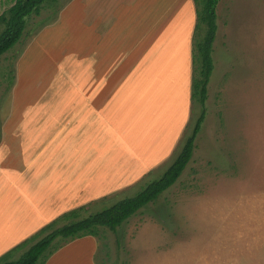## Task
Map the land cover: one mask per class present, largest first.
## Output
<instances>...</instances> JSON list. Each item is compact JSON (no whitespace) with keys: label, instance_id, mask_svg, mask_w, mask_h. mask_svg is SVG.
I'll return each mask as SVG.
<instances>
[{"label":"rangeland","instance_id":"rangeland-1","mask_svg":"<svg viewBox=\"0 0 264 264\" xmlns=\"http://www.w3.org/2000/svg\"><path fill=\"white\" fill-rule=\"evenodd\" d=\"M217 14L206 117L183 174L117 233L101 227V234L88 236L96 244L91 261L88 247L78 255L69 248L61 252L68 242L45 264L52 258V264H125L133 246L159 255L151 242L143 244L151 237L141 232L143 225L153 226L149 216L159 221L166 238L157 240L160 250L194 248L211 223L196 217L198 225L189 221L182 228L180 201L226 194L227 177L236 187L264 189V0H221ZM27 22L21 39L0 59V186L13 184L15 194H32L26 211V201H11L13 214L30 223L20 226L26 234L48 224L40 223L46 215L79 210L87 216L161 177L202 110L193 97L195 0H46ZM98 31L103 43L96 46L92 39ZM122 58L143 66L144 75L151 59L156 67L154 77L132 88L115 69L121 79L113 101L122 125L109 111L106 123L72 122L74 111L73 119L83 120L91 105L101 116L102 106L89 97L94 82L88 78L99 76L103 60ZM119 173L133 180L123 186ZM210 184L219 188L211 191ZM38 208L44 213H36ZM118 240L120 251L114 249Z\"/></svg>","mask_w":264,"mask_h":264},{"label":"crops","instance_id":"crops-1","mask_svg":"<svg viewBox=\"0 0 264 264\" xmlns=\"http://www.w3.org/2000/svg\"><path fill=\"white\" fill-rule=\"evenodd\" d=\"M13 3L14 0H0V15L3 14ZM102 35V31H98V35L94 34L92 44L96 46L102 44ZM102 46L103 45L99 48L101 49ZM103 59L109 60L106 53L103 54ZM114 59L116 60V58ZM107 60H103V70L100 71L99 76L96 73L88 78H93L94 82L89 89V97L93 98L92 102L99 103L102 106V108H100V112L103 109L101 116L99 117L97 108L91 105L89 110L84 113L83 120L73 119V116L76 113V111H74L73 116L71 117L72 122L74 121L78 123V121H82L81 123H106L104 118L106 114L104 115V113L109 111L111 113L112 121L120 123V120L116 115L119 109L113 101V95L118 90V77L121 79V76L115 75V69L116 71H121L122 75H125L127 78L122 77L123 79H126L127 88L134 87L138 82H146L148 75L152 78L156 73V67H153L154 65L152 66V59L146 64L148 67L146 75L140 73V70L144 68L143 66L141 67L134 63L132 65H127L128 61H126L125 58L120 59V62L118 60L116 62L113 60L109 62ZM100 63H102V61ZM95 65L96 64H93L92 69L95 68ZM98 78L100 80L99 85L97 83ZM120 90H122L121 87ZM113 122L109 121L108 123ZM120 124L122 125V123ZM121 167L126 171L124 165H121ZM129 169H132V163L129 166ZM126 175L127 174L119 173L123 186L128 185L133 180L132 177L126 178ZM225 180L229 183L226 194H205L179 202L180 224L182 228H184V225L187 227L191 222H195L196 217H199L200 219L202 217H208V220H210L212 229L209 231L208 235L203 238V242H200L198 245V240H196L194 248H191L188 244L182 246L180 249L172 251L171 248L160 250L158 244L161 241L157 240L166 238L161 233L162 228L157 227L160 226L159 221H154V217L149 216L147 219L150 220L149 223L153 226L145 224L141 227V232L143 234H148L151 237H149L148 241L143 240V244L151 242L150 245H154L155 247L153 249H159L157 253L161 252V254L154 255L156 253L152 252L143 254L140 251V246H133L127 252V260L125 264H264V189H243L241 187H236L231 177H227ZM209 188L212 191V189H217L219 186L214 184ZM7 193H11V195L7 197ZM1 194H4L5 201L1 206L0 255L32 235L35 231L33 228L32 231L29 230V235L24 233L25 229L20 226L21 224H27V222L20 219V215L17 216L13 214L11 202L12 200H21V202L26 201L22 207L23 210L26 211L27 208L31 207L28 199L32 194H15L13 192V184L1 185L0 195ZM21 206L22 205L19 204L14 208L18 207V209H20ZM40 211L41 213L43 212V210H39L38 208L36 213H39ZM34 215L36 214L34 213ZM10 217L15 218L16 220L12 223ZM136 217L138 219V215ZM55 218V214L46 215L45 220L41 219L40 223L46 224ZM204 220L207 221L206 219ZM189 221L190 223H188ZM29 224L30 223H28L27 226ZM196 224L198 225V223ZM3 229L9 233V236L4 235ZM160 233L161 235H159ZM86 238H88V236L73 240L61 248L60 251L64 252L66 248H69L70 252H73L74 254L77 253L78 255V253L82 252V250H79L82 246L88 247L86 250H89L88 256L91 261L94 257L92 255L95 252L96 244L92 237H89L88 239ZM130 240L132 242L131 245H134L135 239L132 236V232H130ZM167 240L172 242L170 237H168ZM157 256L160 257L152 258ZM53 259L54 258H52L48 264H52ZM91 264L93 263L91 262Z\"/></svg>","mask_w":264,"mask_h":264},{"label":"trees","instance_id":"trees-1","mask_svg":"<svg viewBox=\"0 0 264 264\" xmlns=\"http://www.w3.org/2000/svg\"><path fill=\"white\" fill-rule=\"evenodd\" d=\"M45 1L14 0L0 15V59L21 39L29 17L33 13H39ZM195 1L197 24L194 32V63L197 62L198 66L197 74L193 78V97L201 103L202 110L173 163L161 177L148 183L134 196L123 198L87 216H80L79 210L61 214L0 255V264H45L48 257L62 245L85 236H98L101 234V227L117 233L118 227L136 215L145 205L160 197L183 174L193 157L196 138L206 117L208 84L214 69L212 52L218 30L217 7L221 0ZM57 239L59 240L55 242ZM115 247L114 249L120 251L119 240L116 241ZM114 256L116 257L117 253ZM120 256L119 253V258Z\"/></svg>","mask_w":264,"mask_h":264}]
</instances>
